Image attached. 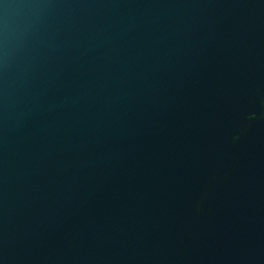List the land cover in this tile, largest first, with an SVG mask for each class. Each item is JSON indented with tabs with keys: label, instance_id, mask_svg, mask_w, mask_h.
Returning a JSON list of instances; mask_svg holds the SVG:
<instances>
[{
	"label": "water",
	"instance_id": "obj_1",
	"mask_svg": "<svg viewBox=\"0 0 264 264\" xmlns=\"http://www.w3.org/2000/svg\"><path fill=\"white\" fill-rule=\"evenodd\" d=\"M0 264H264V0H0Z\"/></svg>",
	"mask_w": 264,
	"mask_h": 264
}]
</instances>
